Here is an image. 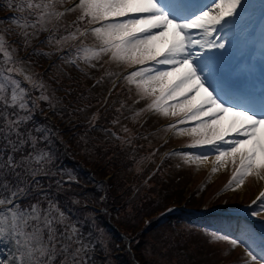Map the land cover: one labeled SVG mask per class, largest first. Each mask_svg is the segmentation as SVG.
<instances>
[{
  "label": "snow or ice",
  "instance_id": "obj_1",
  "mask_svg": "<svg viewBox=\"0 0 264 264\" xmlns=\"http://www.w3.org/2000/svg\"><path fill=\"white\" fill-rule=\"evenodd\" d=\"M252 8L249 0H4L0 10L13 15L0 24L20 30L0 32V244L11 246L9 264H93L98 249L110 251L97 214L77 215L79 198L69 197L68 204L57 198L77 178L57 166L60 133L36 120L37 114L57 115L58 101L25 67L34 56H56L77 69L80 63L94 67L104 56L135 67L118 79L150 101L149 111L177 117L181 125L195 122L186 131L191 146L214 149L213 172L231 164L232 191L248 178L264 181V67L257 90L239 45ZM42 33L40 43L56 51L33 48L20 57L21 45L27 51ZM186 159L205 163L209 157ZM256 200L264 207V189ZM242 236L212 234L233 249L243 247V264H264V235L244 229Z\"/></svg>",
  "mask_w": 264,
  "mask_h": 264
},
{
  "label": "trees",
  "instance_id": "obj_2",
  "mask_svg": "<svg viewBox=\"0 0 264 264\" xmlns=\"http://www.w3.org/2000/svg\"><path fill=\"white\" fill-rule=\"evenodd\" d=\"M3 4L4 0H0V7ZM10 15L8 11L0 10V19ZM73 18L74 14L69 15L64 23H70ZM8 28L12 32L20 31L9 24H0V32ZM45 34L33 40L27 51L21 45L20 57H27L33 48L39 52H55L54 47L40 43L46 38ZM17 38L10 35L11 40ZM53 63L57 67L51 68ZM93 64L92 69L84 63L77 69L61 63L56 56L51 60L34 56L30 66L25 65L36 77L44 79L49 94L54 91V99L58 101L57 115L51 112L37 114L36 120H47L60 133L53 149L59 154L57 166L77 178L71 186L65 185L66 190L57 198L62 204H68L69 197L79 198L81 206L77 215L94 211L97 223L108 234L104 240L110 251L98 249L93 255V264H104L105 261L107 264H153L156 260L169 264H196L199 252H206V248L202 244L197 247L198 242L192 239L191 231L198 225V236L207 238L211 234L205 228L209 221L195 222L179 215L164 214L168 205L176 203L171 196L173 189L164 186L169 182L175 188L171 183L172 156L166 155L146 184L129 198L131 189H135L146 174L142 165H151L157 158L159 141H155L168 129L156 131L146 138L141 136L161 124L163 119L152 125L147 123L137 132L135 127H127L129 113L138 112V103L145 98L138 96L135 87L121 79L103 100L101 85L108 77L113 80L132 67L111 63L106 56ZM93 116L96 119L90 124ZM112 133L117 136L111 137ZM192 193L183 199L186 206L195 200ZM84 231L87 233L89 228L85 226Z\"/></svg>",
  "mask_w": 264,
  "mask_h": 264
},
{
  "label": "rangeland",
  "instance_id": "obj_3",
  "mask_svg": "<svg viewBox=\"0 0 264 264\" xmlns=\"http://www.w3.org/2000/svg\"><path fill=\"white\" fill-rule=\"evenodd\" d=\"M251 0H249L250 2ZM264 52V49H262ZM126 68V66H125ZM135 70V67L130 69L127 73ZM126 73V74H127ZM113 77H108L103 81L101 85V92L105 91L109 83L112 81ZM150 101L147 100L145 103H142L140 106L141 111L139 114L132 113L129 116V119H126V126L133 128L138 124L140 118L148 111V105ZM160 115V114H159ZM162 117V115H161ZM168 118V117H165ZM172 120L166 122L168 125H176L175 128H171L169 135H172V141H175L178 144V141L183 137H190L193 141L194 138L186 134L187 129L194 127L195 122L189 121L183 125L179 123V118L171 117ZM137 128V127H136ZM153 143V142H150ZM224 147H227L226 145ZM178 150V151H177ZM177 151V154H181V158H176L173 162L172 169L173 175L171 176V183L174 187L170 186V183H164L165 187H170L173 189L171 194L174 197L175 204L185 205L183 200L184 198L189 197L190 194L194 193V201L191 205L186 206L190 208H199V209H232L237 208L247 202L257 191L259 186L264 181H257L254 178H248L243 187L238 188L236 191H232L229 186V182L232 178L229 179L228 174H233L231 164L226 167H218L215 172H213V152L214 149L208 146H196V147H175L169 152ZM200 155H207L212 159V162L209 165L197 162H190L186 159L188 156L196 157ZM128 181V179H127ZM195 182V184L190 185ZM212 182V184H210ZM190 185V187H189ZM209 186L206 190L208 193H204L199 199L200 192ZM224 186L220 192L212 193V190ZM261 201L257 202L255 207L249 211L248 217L245 221L237 220H222L214 219L210 220V224L206 225L205 228L210 231V236L200 238L198 236L199 229L197 228L191 231L192 239L198 242L197 247H200L201 244L205 246L206 252H199L197 257L196 264H243L245 258V251L243 247H236L233 249L227 241H215L212 238L213 233L224 234L230 238L242 239V231L247 229L251 232H254L256 235L258 232L264 233V207H261ZM254 212H259L261 215L255 216ZM259 220H262L261 222ZM253 221V222H252ZM11 246L7 243L0 244V264H9L12 260L11 256ZM218 261V262H217ZM153 264H169L167 262H158L157 260Z\"/></svg>",
  "mask_w": 264,
  "mask_h": 264
},
{
  "label": "bare ground",
  "instance_id": "obj_4",
  "mask_svg": "<svg viewBox=\"0 0 264 264\" xmlns=\"http://www.w3.org/2000/svg\"><path fill=\"white\" fill-rule=\"evenodd\" d=\"M257 1H260L261 4H264V0H253V2L251 3L249 2L251 5H253V8L251 9V11L253 12V14L257 13L258 15H261V7H257L254 4ZM251 16L249 17L247 23L251 21ZM252 19L255 20L254 18ZM262 29H264V23H261L256 33V41H257L258 46L257 44H254L255 50L251 58H249L250 52L246 50V45L248 43L251 44V41L248 37L249 32H244L243 35L239 39V45H240V50H241L243 61L245 62V65L247 66V68L250 70L251 79L253 80L256 86H257V71H256L257 66L261 63H264V53H261L259 51L260 48H264V34H262ZM160 67L163 68L164 66H160ZM211 162H212V159L209 158L208 161L203 164L209 165ZM233 220H236V219H233Z\"/></svg>",
  "mask_w": 264,
  "mask_h": 264
}]
</instances>
